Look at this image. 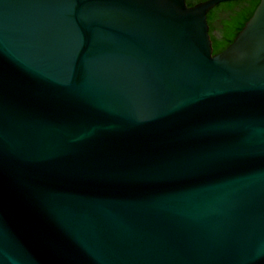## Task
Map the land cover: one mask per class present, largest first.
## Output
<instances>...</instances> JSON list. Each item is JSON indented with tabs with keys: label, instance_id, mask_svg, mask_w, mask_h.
Returning a JSON list of instances; mask_svg holds the SVG:
<instances>
[{
	"label": "water",
	"instance_id": "95a60500",
	"mask_svg": "<svg viewBox=\"0 0 264 264\" xmlns=\"http://www.w3.org/2000/svg\"><path fill=\"white\" fill-rule=\"evenodd\" d=\"M0 0V264H264V0Z\"/></svg>",
	"mask_w": 264,
	"mask_h": 264
},
{
	"label": "trees",
	"instance_id": "16d2710c",
	"mask_svg": "<svg viewBox=\"0 0 264 264\" xmlns=\"http://www.w3.org/2000/svg\"><path fill=\"white\" fill-rule=\"evenodd\" d=\"M202 0H186L188 6ZM260 0H228L217 4L207 14L213 53L227 47L245 22L251 17Z\"/></svg>",
	"mask_w": 264,
	"mask_h": 264
}]
</instances>
